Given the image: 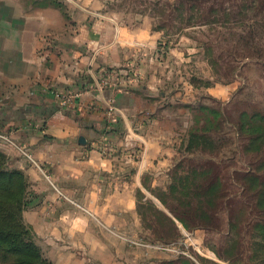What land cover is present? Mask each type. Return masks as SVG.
<instances>
[{"label": "crops", "instance_id": "0c3cea01", "mask_svg": "<svg viewBox=\"0 0 264 264\" xmlns=\"http://www.w3.org/2000/svg\"><path fill=\"white\" fill-rule=\"evenodd\" d=\"M120 1L0 0V149L28 175L24 216L56 264H158L121 236L138 239V193L174 162L179 118L145 60L126 57L161 32ZM129 63L136 77L120 78ZM54 89L82 97L62 107Z\"/></svg>", "mask_w": 264, "mask_h": 264}, {"label": "rangeland", "instance_id": "374dc122", "mask_svg": "<svg viewBox=\"0 0 264 264\" xmlns=\"http://www.w3.org/2000/svg\"><path fill=\"white\" fill-rule=\"evenodd\" d=\"M212 2L194 11L184 9L179 0H121L114 6L131 16L150 15L154 30L161 32L149 50L132 49L135 53L126 57L145 60V69L170 98L166 105L179 118L174 162L156 182L147 174L146 193L138 196L142 224L136 236L157 246L152 253L158 264L180 256L194 264H248L252 255L256 264H264L258 190L243 187L245 173L264 172V124H255L245 136L237 127L243 114L264 116V0ZM134 65L129 63L120 78L136 77ZM252 133L253 137L247 136ZM206 178L214 182L210 188ZM162 200L187 216L191 228L178 222L181 233L172 237L161 212L171 213ZM203 210L215 213L211 228L196 225L193 214ZM232 216L235 226H231ZM23 219L24 231L44 257L54 262L39 244L24 212ZM21 229L15 214L0 220L1 231ZM122 232L126 233L122 238H133L130 231ZM219 253L239 261L220 258ZM21 258L0 248V264H17Z\"/></svg>", "mask_w": 264, "mask_h": 264}, {"label": "trees", "instance_id": "16d2710c", "mask_svg": "<svg viewBox=\"0 0 264 264\" xmlns=\"http://www.w3.org/2000/svg\"><path fill=\"white\" fill-rule=\"evenodd\" d=\"M184 9H189L190 11H194L196 9H201L204 4H206L210 0H179ZM216 2V0H211ZM212 2V3H213ZM189 5V8H187ZM63 6V5H62ZM215 6L211 8L214 9ZM65 9V7H64ZM239 120L237 127L238 133L240 135H246L247 130L254 127L255 124L261 123L264 124V116L260 118H256L255 116L248 117V114H243ZM255 133L248 134V137H253ZM11 160L10 158L0 152V220L7 216V214H15L20 221V225L22 227L19 231H1L0 230V248L4 249L5 252L16 253L19 254L22 258L19 260L17 264H55L51 260L44 257L40 247L33 241L30 233L24 231V219L23 212L29 206V193L28 188L30 185L29 178L26 173L22 170H14L11 169ZM244 177L247 179L244 182V189L250 191L253 186L257 187L258 190V202H260V214L259 220L262 221V225L264 227V172L261 175L257 171L247 172L244 174ZM258 180H257V179ZM260 180V181H259ZM258 181V182H257ZM205 182L207 183V187L210 188L214 183L210 178H206ZM141 193V191L138 193ZM163 201V200H162ZM164 204L167 205L165 200ZM169 211L171 215L163 213L165 218L167 219V223L170 226L172 237H176L180 235L181 229L178 224H182V226L186 229L191 228L189 221L187 220V216L181 214L176 209L169 207ZM193 213V212H190ZM194 220L197 226L202 228H211L213 224L215 213L203 210L201 212L194 213ZM235 216H232L231 226L234 225ZM163 238V237H162ZM220 258L227 259L233 263H237L236 258L232 256H223V254H218ZM232 257V258H231ZM242 257V256H241ZM251 257V261H248V264H256L253 260L255 257ZM259 257V256H258ZM186 259V260H183ZM242 259V258H241ZM180 261H187L188 264H192L191 260L186 256H180L177 259L173 260H163L162 264H179ZM194 264V263H193Z\"/></svg>", "mask_w": 264, "mask_h": 264}, {"label": "built area", "instance_id": "2783aa9c", "mask_svg": "<svg viewBox=\"0 0 264 264\" xmlns=\"http://www.w3.org/2000/svg\"><path fill=\"white\" fill-rule=\"evenodd\" d=\"M117 76V75H116ZM118 77H114L113 79V83H111L113 86L117 85V80ZM108 84V80H100L99 82L96 83V89L102 90L103 88H105V86ZM53 91V95L55 100L62 106V107H69L72 106L73 104H75L78 99L80 97H82V92L81 91H62L60 89H54ZM113 100H111L110 103V110H113ZM22 153L28 157L29 159H31L35 164H37L39 167L40 165L38 164V162L35 160L34 156L32 155L31 152L27 151V150H23L22 149ZM48 178L49 175H47ZM129 243L133 244V245H139V246H143L146 248H155L157 247L156 245L150 243V242H146L140 239H133V238H129L126 237L125 238ZM162 249H169V247H163Z\"/></svg>", "mask_w": 264, "mask_h": 264}, {"label": "water", "instance_id": "95a60500", "mask_svg": "<svg viewBox=\"0 0 264 264\" xmlns=\"http://www.w3.org/2000/svg\"><path fill=\"white\" fill-rule=\"evenodd\" d=\"M86 138L84 137V136H82V137H80V142L82 143V144H86Z\"/></svg>", "mask_w": 264, "mask_h": 264}]
</instances>
